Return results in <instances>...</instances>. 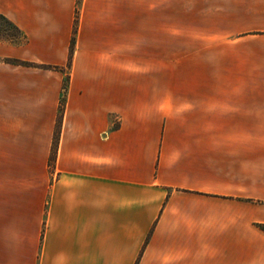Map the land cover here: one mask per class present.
Returning <instances> with one entry per match:
<instances>
[{
    "label": "crops",
    "instance_id": "crops-1",
    "mask_svg": "<svg viewBox=\"0 0 264 264\" xmlns=\"http://www.w3.org/2000/svg\"><path fill=\"white\" fill-rule=\"evenodd\" d=\"M210 6L167 43L80 0L50 166L64 73L4 59L65 67L76 0H0V264H264V0Z\"/></svg>",
    "mask_w": 264,
    "mask_h": 264
},
{
    "label": "rangeland",
    "instance_id": "rangeland-1",
    "mask_svg": "<svg viewBox=\"0 0 264 264\" xmlns=\"http://www.w3.org/2000/svg\"><path fill=\"white\" fill-rule=\"evenodd\" d=\"M217 2L218 0H131V20L135 17L137 26L141 25L144 16L151 23L154 20L156 22L160 21L163 42H173L176 36L179 43L189 41L190 37H194V41L197 42L200 41V37L204 32L207 33L214 30L216 26L214 23L216 17L214 15L216 13L209 12L207 9L211 7V4H216ZM79 5L80 0H76V29L78 25ZM131 27L133 26L131 25ZM139 27L137 28L139 29ZM133 29L131 28V32ZM2 38L6 39L4 36ZM64 78L65 74H63V80ZM9 110L0 107V115H6Z\"/></svg>",
    "mask_w": 264,
    "mask_h": 264
},
{
    "label": "trees",
    "instance_id": "trees-1",
    "mask_svg": "<svg viewBox=\"0 0 264 264\" xmlns=\"http://www.w3.org/2000/svg\"><path fill=\"white\" fill-rule=\"evenodd\" d=\"M76 24H77V14L75 15L74 26H73V35L71 38V44H70V49H69V56H68V61H67V64L65 67L58 66V65L44 64V63H35V62L25 61V60H21V59H17V58H5L4 59L6 62H10L13 64L32 66V67H38V68H44V69H55V70H59L65 74V78H64L63 84H62L61 95H60L58 114H57V120H56V127H55V131H54V136H53L51 153H50V157H49V165L50 166H52L54 164L55 153H56L57 142H58V130H59V125L61 123V119H62L63 111H64L66 91H67V86H68V81H69L68 71H69V68L71 65V60H72V55H73V50H74V43H75ZM3 36L6 37V39H3L2 38ZM25 39H26V37L22 33L20 28L17 25H15V23H13L9 18H7L5 15L0 13V40L15 43V44H21L23 41H25ZM257 226L260 229L264 230V224L258 223Z\"/></svg>",
    "mask_w": 264,
    "mask_h": 264
}]
</instances>
